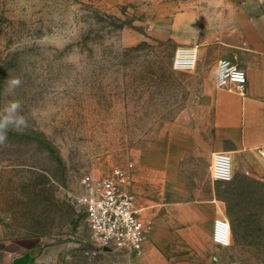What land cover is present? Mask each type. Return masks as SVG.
Instances as JSON below:
<instances>
[{"label":"rangeland","instance_id":"rangeland-1","mask_svg":"<svg viewBox=\"0 0 264 264\" xmlns=\"http://www.w3.org/2000/svg\"><path fill=\"white\" fill-rule=\"evenodd\" d=\"M233 0H0V119L13 102L27 127L0 142V225L42 241L46 264H143L103 250L79 204L86 178L136 166L154 128L190 106L203 78L175 69ZM18 80V85L12 81ZM225 185L229 246L162 238L146 264H264V161L233 158ZM263 172L256 176L253 172Z\"/></svg>","mask_w":264,"mask_h":264},{"label":"crops","instance_id":"crops-1","mask_svg":"<svg viewBox=\"0 0 264 264\" xmlns=\"http://www.w3.org/2000/svg\"><path fill=\"white\" fill-rule=\"evenodd\" d=\"M224 20L205 25L201 39L186 40L196 54L188 68L202 79L184 115L154 128L138 148L132 190L142 218L151 222L139 260L160 254L162 238L197 239L203 230L212 242L214 222L225 218L224 190L229 182L212 178L217 152L233 158L264 148V0H233ZM230 59L247 74L244 94L215 84L218 62ZM262 159V158H261ZM256 176L263 172H253ZM0 264H46L42 241L9 237L0 225Z\"/></svg>","mask_w":264,"mask_h":264},{"label":"built area","instance_id":"built-area-1","mask_svg":"<svg viewBox=\"0 0 264 264\" xmlns=\"http://www.w3.org/2000/svg\"><path fill=\"white\" fill-rule=\"evenodd\" d=\"M196 54L193 49L177 51L175 69L194 68ZM215 84L218 88L233 89L244 94L247 86L246 71L230 59L218 62ZM264 161V148L259 151ZM134 164L117 167L101 178H86L79 204L87 214V224L93 240L103 250H118L140 256L148 238L151 222L142 218L137 197L132 190ZM211 175L214 180L230 182L234 177V160L229 152L213 155ZM212 238L219 246H229L232 225L227 218L214 222Z\"/></svg>","mask_w":264,"mask_h":264},{"label":"clouds","instance_id":"clouds-1","mask_svg":"<svg viewBox=\"0 0 264 264\" xmlns=\"http://www.w3.org/2000/svg\"><path fill=\"white\" fill-rule=\"evenodd\" d=\"M13 85H18V80L12 81ZM20 108L19 102H13L8 108L5 109V112L9 113V115H5L2 119H0V142H3L6 139V130L11 125L17 131H22L27 127V122L23 116L16 115L13 117L12 114L16 113Z\"/></svg>","mask_w":264,"mask_h":264},{"label":"water","instance_id":"water-1","mask_svg":"<svg viewBox=\"0 0 264 264\" xmlns=\"http://www.w3.org/2000/svg\"><path fill=\"white\" fill-rule=\"evenodd\" d=\"M106 250H108V249H106Z\"/></svg>","mask_w":264,"mask_h":264}]
</instances>
